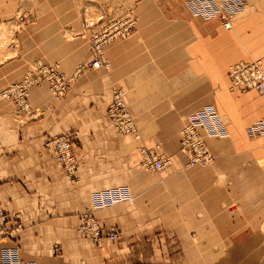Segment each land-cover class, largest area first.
<instances>
[{
  "label": "crops",
  "instance_id": "0c3cea01",
  "mask_svg": "<svg viewBox=\"0 0 264 264\" xmlns=\"http://www.w3.org/2000/svg\"><path fill=\"white\" fill-rule=\"evenodd\" d=\"M186 1L137 0L121 10L116 1L0 0L12 22L20 9L31 16L13 57L0 63V91L37 62L66 75L87 62L83 12L87 19L106 6L138 17L132 36L104 47L107 65L85 71L64 97L44 83L32 90L29 113L0 98V203L13 230L0 250L18 247L36 264H264V133L248 135L252 125L264 127V93L229 90L226 74L264 56V0H247L230 30L193 16ZM114 89L124 91L140 138L109 122ZM204 106L223 116L230 135L206 137L214 163L188 167L181 132ZM69 131L79 132L75 179L44 146ZM157 144L171 162L152 172L139 147ZM121 186L125 200L94 211L118 237L92 250L77 234L80 215L93 208L94 193ZM56 242L65 255L48 253Z\"/></svg>",
  "mask_w": 264,
  "mask_h": 264
},
{
  "label": "built area",
  "instance_id": "2783aa9c",
  "mask_svg": "<svg viewBox=\"0 0 264 264\" xmlns=\"http://www.w3.org/2000/svg\"><path fill=\"white\" fill-rule=\"evenodd\" d=\"M186 5L193 16L202 17L204 20L218 19L228 30L232 29L233 20L248 10L247 0H187ZM82 24L83 36L89 43L87 62L80 64L70 75L62 73L59 65L37 62L33 73H28L22 81L2 90L0 98L11 101L19 111L29 113L32 111L31 91L41 83L48 84L49 90L56 99L64 97L72 83L85 71L107 65L104 47L115 40L132 36L138 25V17L132 9H128L123 15H116L112 11L105 10L99 20L84 19ZM227 79L230 90L240 92L257 90L264 93V56L256 61H241L234 64L229 68ZM123 96L124 91L121 89L112 91L107 107V117L118 132L140 138ZM259 125L257 123L248 128L250 137L264 133V127ZM201 128L207 136L228 137L230 134L226 123L213 107L207 106L196 112L189 118L181 132V145L191 153L189 166L204 167L211 165L214 161V156L205 143L204 135L199 131ZM78 134V131L61 133L44 143V146L54 153L56 160L70 179H75L77 171L73 144ZM139 153L142 157V165L150 171H160L170 163L161 144L152 147L141 145ZM128 194L129 190L125 186L94 193L93 208H87L80 215L81 222L77 228L79 235L91 239L97 245H101L105 239L116 240L118 230L103 227L94 215V211L123 201ZM12 233L13 230L7 227V213L0 203V245ZM0 264H36V262L22 259L18 247H9L0 250Z\"/></svg>",
  "mask_w": 264,
  "mask_h": 264
},
{
  "label": "rangeland",
  "instance_id": "374dc122",
  "mask_svg": "<svg viewBox=\"0 0 264 264\" xmlns=\"http://www.w3.org/2000/svg\"><path fill=\"white\" fill-rule=\"evenodd\" d=\"M29 1L30 0H18V2L21 4V5H23L24 3L25 4H28L29 3ZM34 1H41V2H44L45 0H34ZM96 1H99V0H96ZM101 1H103V2H105V3H109V2H115L116 1V4H118L117 6H123L122 8H121V10L122 9H125L124 7H129V6H133V3L134 2H136L137 0H100V2ZM7 4H9V1L7 2ZM129 4V6H126V5H128ZM101 6H102V3H101ZM248 8H249V5H248ZM104 9V10H103ZM103 9L100 11V13L98 14V15H96L97 17H95V18H93L94 16L93 15H90V17L89 16H87L88 18V20L90 19V20H95V21H97V20H99V18L101 17V15L103 14V12L105 11V9H106V6H103ZM128 10V9H127ZM108 11H112V10H108ZM20 15H19V14ZM24 13H26L24 10H22V9H20V10H18L17 11V15L16 16H18L19 17V23H15V22H12L13 21V19L11 20V18H10V15H9V13H8V10L7 9H5L4 8V4H3V2H0V63H2V62H4V61H7V60H10L12 57H13V55H12V51H14L15 50V45H16V43H17V41H16V35L18 34V33H20L25 27H27V26H29V22L31 21L30 19H31V16H29L28 14H25V16L23 15ZM95 13V12H94ZM114 13V12H113ZM115 14V13H114ZM124 13H122V14H116V15H123ZM100 15V16H99ZM15 16V17H16ZM81 17H82V21L84 20V19H86V16H85V12H83L82 14H81ZM84 18V19H83ZM98 18V19H97ZM9 19V20H8ZM219 22H220V20H219ZM221 23V22H220ZM82 26H83V24H82ZM224 27V26H223ZM82 33H83V30H82ZM86 38V37H85ZM88 54H89V49H88ZM89 60V59H88ZM241 62V61H240ZM246 62H252V61H246ZM238 63V62H237ZM44 64V63H43ZM236 64V63H235ZM233 66V65H232ZM228 71H229V69L227 70V73H228ZM30 72H34V71H30ZM30 72H28V73H30ZM27 73V74H28ZM63 73V72H62ZM226 73V74H227ZM26 74V75H27ZM65 74V73H64ZM25 75V76H26ZM25 76H23V78L20 80V81H22L23 79H24V77ZM19 81V82H20ZM45 83V82H44ZM44 83H41V85L42 84H44ZM13 84H15V83H13ZM45 84H47V83H45ZM12 85V84H11ZM40 85V86H41ZM48 85V84H47ZM10 86V85H9ZM8 86V87H9ZM8 87H6V88H8ZM49 87V86H48ZM5 88V89H6ZM36 88V87H35ZM34 89V88H33ZM229 90H230V88H229ZM232 91H235V90H232ZM2 91H0V93H1ZM32 92V91H31ZM204 107H207V106H204ZM203 107V108H204ZM210 107H212V106H210ZM17 108V107H16ZM202 108V109H203ZM214 108V107H213ZM18 109V108H17ZM202 109H200V110H202ZM215 109V108H214ZM199 110V111H200ZM198 112V111H197ZM218 112V111H217ZM219 114V113H218ZM193 115H195V113L193 114ZM193 115H191L190 117H192ZM220 115V114H219ZM221 116V115H220ZM189 117V118H190ZM222 117V119H223V116H221ZM108 118V117H107ZM109 120V119H108ZM189 120V119H188ZM188 120H187V122H188ZM223 121L225 122V120L223 119ZM110 122V121H109ZM186 122V123H187ZM226 123V122H225ZM186 125V124H185ZM184 125V126H185ZM226 125H227V123H226ZM227 127H228V125H227ZM202 130V131H201ZM199 131L201 132V134L202 135H204V139L206 138V137H212V136H207L206 134H204L205 132H204V130L201 128V129H199ZM230 133V132H229ZM230 135V134H229ZM229 137V136H228ZM215 138V137H214ZM218 138H224V137H218ZM205 143H206V141H205ZM206 145H207V143H206ZM181 147H182V145H181ZM207 147H208V145H207ZM183 148V147H182ZM209 148V147H208ZM163 149V148H162ZM188 150V149H187ZM210 150V149H209ZM189 151V150H188ZM165 152V151H164ZM211 152V151H210ZM212 153V152H211ZM165 154L167 155V153L165 152ZM168 156V155H167ZM190 156H191V153H190V151H189V159H190ZM214 156V155H213ZM168 158H169V156H168ZM170 159V158H169ZM188 159V162H187V166L188 167H201V166H189L188 165V163H189V160ZM214 161H215V156H214ZM214 161H213V163H214ZM170 162H171V160H170ZM212 163V164H213ZM170 164V163H169ZM168 164V165H169ZM211 164V165H212ZM208 166H210V165H208ZM204 167H207V166H204ZM152 172H154V171H152ZM4 208V207H3ZM77 234H78V236L79 237H82V236H80L79 235V233L77 232ZM82 238H84V239H86L87 241H88V243H89V246L91 247L90 249H94L95 251H97V247L96 246H99V245H97L96 243L94 244V242L91 240V239H89V238H86V237H82ZM48 253L49 254H51V255H53V256H62V255H65L66 253L64 252V248H63V246H62V244L60 243V242H56L54 245H53V247L48 251ZM94 254H96V252H94Z\"/></svg>",
  "mask_w": 264,
  "mask_h": 264
}]
</instances>
